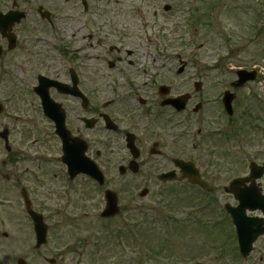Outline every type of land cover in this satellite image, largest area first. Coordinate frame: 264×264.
Segmentation results:
<instances>
[{
    "label": "flooded vegetation",
    "instance_id": "1",
    "mask_svg": "<svg viewBox=\"0 0 264 264\" xmlns=\"http://www.w3.org/2000/svg\"><path fill=\"white\" fill-rule=\"evenodd\" d=\"M119 5L122 0H0L2 24L10 23L5 15L25 14L9 35L0 29V84L22 47L23 66L34 72L28 83L37 81L29 90L37 99L36 120L48 121L8 129V140L3 126L0 201H19L33 228L28 212L44 217L45 193L102 196L105 207L110 190L122 207V191L133 204L139 184L148 194L153 184L172 186L179 190L189 241L193 233L202 242L210 238L220 262L264 264V73L236 86L238 70L231 71L230 62L196 63L202 72L193 77L192 60L166 51L161 55L171 61V73L161 79L155 65L139 66L129 41L140 36L128 31L135 22L123 12L149 11L152 4ZM138 20L151 41L152 24L143 14ZM28 23L32 31L21 36ZM43 78L49 79L39 92ZM47 91L51 100L44 104L40 95ZM3 94L0 89L6 109ZM16 97L15 90L9 98ZM33 238L31 249L42 253L47 242L36 248L34 228Z\"/></svg>",
    "mask_w": 264,
    "mask_h": 264
},
{
    "label": "rangeland",
    "instance_id": "2",
    "mask_svg": "<svg viewBox=\"0 0 264 264\" xmlns=\"http://www.w3.org/2000/svg\"><path fill=\"white\" fill-rule=\"evenodd\" d=\"M146 2L122 0V7H119L129 10ZM149 3L152 4L149 11L145 8L142 12L138 10L137 14L123 11L126 17L131 16L130 20L135 22L134 27L127 26L128 31L132 30L140 36L134 42L132 39L129 42L133 43L130 49L133 48L138 55L142 68L155 65L160 69L161 79L170 74L171 61L161 55L164 52L166 56L168 51L171 56L183 52L180 53L182 56L192 60L193 77L200 75L201 71L194 66L196 63L212 67L217 62H230L231 71L239 66L249 70L258 67L261 69L258 73H264V0H149ZM165 4L170 5L172 10L166 12L163 8ZM208 5L214 6L215 10L208 9ZM196 8H199L195 11L196 16L203 19L199 26L190 23ZM141 14L146 15L149 24H152L149 32L151 41L145 37L146 32L140 30L138 19ZM32 27L34 24L31 23L24 25L19 29L20 35L32 31ZM43 50H49L48 46ZM153 57L156 60L152 62L150 59ZM25 58L22 47L14 51L15 62L11 74L0 84V89L4 90L1 100L8 102L6 114L0 117V131L3 126L9 130H27L33 126L48 125L47 120L46 123L36 120V113H39L36 109L37 99L31 97L29 90L37 81L28 83L34 72L28 66H23ZM209 77L215 75L210 73ZM14 78L16 86L11 83ZM15 90L16 100L11 101L10 94ZM2 158L4 155L0 152V161ZM56 184L61 186L63 182L57 181ZM140 190L139 184L133 204L128 202L126 192L122 191L121 215L113 220L102 219L99 215L104 207L102 196L95 198L91 195L85 200L71 192L45 193L41 209L49 233L47 244L41 248L42 253H34L31 249L34 243L33 228L20 202L13 197L9 203L0 201L1 264H18L17 259L23 257L28 264H50L48 259H57L55 264H124L126 261L127 264H156L160 261L152 258L156 252L161 257L167 256L168 260H163V264L173 261V264H232L217 260L220 248L210 242V238L208 242L207 238L202 242L200 234L193 233L189 241L182 222V203L177 188L153 184L144 198L140 197ZM83 201L88 207L84 206ZM171 218L179 220L180 224L172 223L167 228V220L171 221ZM140 222L143 223L142 229L135 234L134 231L141 227L135 225ZM130 228L133 230L128 231ZM4 231L8 232V237L3 236ZM121 232L123 236L118 235ZM126 232L136 235L139 240L135 242L134 236V239L130 235L127 237ZM97 250L100 253L94 255ZM4 253L8 255L5 257Z\"/></svg>",
    "mask_w": 264,
    "mask_h": 264
},
{
    "label": "water",
    "instance_id": "3",
    "mask_svg": "<svg viewBox=\"0 0 264 264\" xmlns=\"http://www.w3.org/2000/svg\"><path fill=\"white\" fill-rule=\"evenodd\" d=\"M168 8V7H167ZM169 9V8H168ZM23 14L20 15V14H17V15H5L3 17V19L5 21H9L10 23H7V24H2L0 22V29L2 31L3 34H6V35H9V33H7V30H11L12 29V26H13V23L15 21H20L21 18H22ZM2 19V18H1ZM15 39V36H13V40ZM256 72H250L248 73L247 71H244V70H241L239 72L242 80L240 81L239 85L242 84L243 82H245L247 80V78L250 77V75H253L255 74ZM47 94V93H46ZM41 98L44 99L43 103L46 104V102L49 100L48 99V96H44V94H41ZM3 107L2 105L0 104V113L3 112ZM1 136L7 140V137H8V133H7V130H5L4 132H2ZM168 176V175H167ZM108 196H107V206L105 208V210L103 211V216H109V217H113V216H116L117 213H119V207H118V203H117V197H115V195L111 192H108ZM146 192H143L142 195H145ZM29 213L30 215L33 217L34 219V227L36 228V233H37V239H38V246L42 245L46 240V235H47V232H48V227L46 226V224L44 223V219L42 216L40 215H37L32 209L29 210ZM243 244V242H242ZM53 262V261H52ZM21 264H24L25 262L24 261H21L20 262Z\"/></svg>",
    "mask_w": 264,
    "mask_h": 264
},
{
    "label": "trees",
    "instance_id": "4",
    "mask_svg": "<svg viewBox=\"0 0 264 264\" xmlns=\"http://www.w3.org/2000/svg\"><path fill=\"white\" fill-rule=\"evenodd\" d=\"M159 254H160V253L156 252V253L154 254L155 256H152V258H154V259H159V260H160L159 262H157L158 264H163V260H165V259L168 260L167 256H166V257H161ZM120 256H121V258H122V257H123V258H126V256H122V255H120ZM156 256H157V257H156ZM124 264H127V261L124 262Z\"/></svg>",
    "mask_w": 264,
    "mask_h": 264
}]
</instances>
